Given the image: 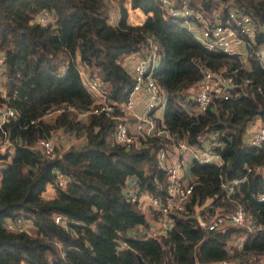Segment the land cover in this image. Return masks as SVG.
<instances>
[{"label": "trees", "instance_id": "1", "mask_svg": "<svg viewBox=\"0 0 264 264\" xmlns=\"http://www.w3.org/2000/svg\"><path fill=\"white\" fill-rule=\"evenodd\" d=\"M184 5L218 10L221 19L233 9L249 14L257 26L254 47L264 45V0H176V6ZM129 7L147 16L128 23L123 0H0V54L5 58L0 105L16 111L0 130L12 143L11 150L0 152V264H138L137 255L151 264H213L239 257L240 264H264L261 174L248 175L232 198L255 217L260 230L246 233L225 225L205 231L197 222V216L210 220L231 210L232 204L222 199L220 178L231 181L241 178L246 167H264V146L245 140L256 119L264 125V68L252 48L241 61L208 49L159 0H130ZM43 10L52 12L54 20L36 21ZM149 44L159 56L153 76L166 94L158 123L189 144L200 145L213 134L225 142L220 168L191 163L195 184L190 199L184 210L171 213L173 224L159 238L149 236L150 216L124 190L135 178L138 193L166 197V171L157 160L164 138L152 136L138 147H126L112 140L114 120L104 113L79 117L93 104L80 70L96 74L106 101L120 104L134 86L122 62L130 55L144 56ZM204 69L230 76L233 84L213 111L194 114L190 90ZM60 105L72 110L42 118ZM59 133L77 142L64 148L58 145ZM41 139L52 141V157L36 147ZM56 172L65 177L62 187ZM48 185L55 195L46 199L42 193ZM205 203L216 208H202ZM55 215L69 219L66 228L54 222ZM7 218L30 221L32 232L7 231ZM242 236V250L229 254L227 245Z\"/></svg>", "mask_w": 264, "mask_h": 264}, {"label": "built area", "instance_id": "2", "mask_svg": "<svg viewBox=\"0 0 264 264\" xmlns=\"http://www.w3.org/2000/svg\"><path fill=\"white\" fill-rule=\"evenodd\" d=\"M164 10L173 15L180 16L184 20L187 28L192 30L196 38L208 49H217L225 52L226 55L236 56L244 60L248 55V48H252L253 57L264 68V45L254 47V39L257 33V26L249 14L241 13L235 9L228 11L227 17L221 19L215 12H204L188 6H176V0H159ZM54 20L52 12L43 10L36 16V21L40 24H47ZM135 63L126 69L134 80L133 89L126 101L120 104H110L106 101L103 83L96 74L83 81V86L93 99V104L88 110L79 114L85 117L89 114L104 113L114 120V130L112 140L126 147H138L148 137L164 138V146L157 153L159 167L166 171L167 186L166 197L159 199L138 193L137 181L129 178L126 182L125 194L131 201L137 202L139 208L150 216L149 236L159 238L165 235L173 224L171 213L180 212L185 209L189 201L193 186L191 173L188 175L186 168L191 163L201 165H213L220 168L223 160L220 150L225 142L219 139L217 134L210 135L204 139L202 144H189L185 140H178L172 136L162 125L158 123L163 111L165 98L162 88L156 82L153 73L158 65V54L156 46L148 45L144 56H138ZM5 58L0 54V76H4ZM84 73L80 70V74ZM233 84L230 76H224L209 70H202V77L196 84V89L190 94V99L194 104V114L205 113L210 107H214L216 100H226L228 94L226 89ZM0 94L5 97L4 86L0 87ZM143 98L144 110H135L136 97ZM72 110L70 105H60L54 109L46 110L42 115L43 119H48L55 114ZM160 110V112H158ZM193 110V111H194ZM16 111L6 104L0 105V130L2 125L14 119ZM133 117L134 121L127 123V118ZM36 121L32 120L31 123ZM246 142L256 148L264 146V125L256 119L246 130ZM44 155L52 157L54 146L50 139H41L36 142ZM12 148V143L3 132L0 136V152ZM261 174L264 178V167H246L245 174L234 180H224L220 178V189L224 194L222 199L228 200L232 204L230 211L217 212L210 220L197 216L198 224L205 231H212L225 225H233L242 228L246 233H252L261 229V225L255 217L247 212L237 201L232 200L236 186L247 180L250 174ZM56 183L62 187L65 184L63 174L56 172ZM264 183V179H263ZM146 202H142L141 197ZM260 201H264V193L258 195ZM202 208L213 210L216 206L213 203H205ZM151 213V214H150ZM158 215V220H154V215ZM152 220V221H151ZM154 221V222H153ZM54 222L63 228L69 224V219L60 215L54 216ZM4 229L11 232H22L30 234L33 226L30 221L23 218H7L3 224ZM245 236H242L227 245V252L233 254L240 252L243 248ZM213 264H240V257L229 260L224 259Z\"/></svg>", "mask_w": 264, "mask_h": 264}, {"label": "crops", "instance_id": "3", "mask_svg": "<svg viewBox=\"0 0 264 264\" xmlns=\"http://www.w3.org/2000/svg\"><path fill=\"white\" fill-rule=\"evenodd\" d=\"M129 2H130V0H123L124 5L127 6V18H126L127 22L128 23H131V24L141 23L145 19V17L147 15L141 9H139V8H130L129 7ZM115 14H117L116 7H113V9H112V17H111V19H112L111 21L112 22L116 21V19H117V15H115ZM136 58H137L136 55H130V56L126 57L123 60V62H122L123 63V66L126 69H129L135 63ZM82 68L83 67H81L80 69H82ZM89 77L90 76H88V74L86 72H84L81 75L82 83H83V81H85V79H88ZM4 80H5V76H2V77L0 76V87L3 86ZM195 89H196V87H194L193 90L191 89L190 90L191 91L190 93L192 94V92H194ZM185 93H186V96L188 97L189 94L187 93V91H185ZM163 97L164 98L166 97L165 92H164ZM135 110L137 112H141V111L144 110L143 98L141 96H138V95L136 97ZM158 112H160V110H158ZM133 121H134V118L133 117H128L127 118V123L128 124L132 123ZM71 142L72 143H75L77 141H75V140L72 139ZM65 148H66V146H65ZM188 167H189V170H190V166H188ZM188 167L186 168L185 174L187 173L188 175H190V173L188 171ZM54 195H55V190L52 188L51 185L46 186L45 191L42 193L43 198H46V199L52 198V197H54ZM141 200H142V202H146L144 200V197L143 196L141 197ZM157 220H158V218H157Z\"/></svg>", "mask_w": 264, "mask_h": 264}, {"label": "rangeland", "instance_id": "4", "mask_svg": "<svg viewBox=\"0 0 264 264\" xmlns=\"http://www.w3.org/2000/svg\"><path fill=\"white\" fill-rule=\"evenodd\" d=\"M193 110H194V108H193ZM193 112H195V110ZM71 140H72V136H68L66 134L59 133L58 145L64 146V148H65V146L66 147L69 146V144L71 143ZM188 171L190 173L189 167H188Z\"/></svg>", "mask_w": 264, "mask_h": 264}, {"label": "water", "instance_id": "5", "mask_svg": "<svg viewBox=\"0 0 264 264\" xmlns=\"http://www.w3.org/2000/svg\"><path fill=\"white\" fill-rule=\"evenodd\" d=\"M209 110L210 111H213L214 110V107H210L209 108ZM137 257V262H138V264H151V263H144L143 261H142V259L140 258V256H136Z\"/></svg>", "mask_w": 264, "mask_h": 264}]
</instances>
